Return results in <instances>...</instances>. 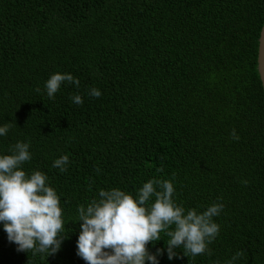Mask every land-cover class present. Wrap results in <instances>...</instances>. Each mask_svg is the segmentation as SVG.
Instances as JSON below:
<instances>
[{"label": "trees", "instance_id": "trees-1", "mask_svg": "<svg viewBox=\"0 0 264 264\" xmlns=\"http://www.w3.org/2000/svg\"><path fill=\"white\" fill-rule=\"evenodd\" d=\"M263 19L264 0H0V155L29 144L21 170L46 176L64 222L52 255L19 251L0 222V264H86L78 208L101 190L138 198L152 179L186 212L223 205L205 253L170 260L161 232L147 245L158 264H264ZM55 73L79 85L49 98Z\"/></svg>", "mask_w": 264, "mask_h": 264}, {"label": "clouds", "instance_id": "clouds-1", "mask_svg": "<svg viewBox=\"0 0 264 264\" xmlns=\"http://www.w3.org/2000/svg\"><path fill=\"white\" fill-rule=\"evenodd\" d=\"M79 85L71 74L55 73L45 83L47 95L54 98L61 84ZM39 92L40 89L37 88ZM89 96L99 98L101 92L91 88ZM73 103H83L81 96L71 97ZM10 125L0 127V136L6 135ZM232 137L239 139L235 130ZM29 144L17 142L8 155H0V222L8 239L18 245L19 251H59L64 237L62 209L56 191L46 184V176L40 171L26 175L21 165L31 159ZM67 155L54 161L53 167L66 171ZM162 171V169H157ZM138 198L120 189L101 190L100 199L89 206L78 208L80 232L77 255L86 264H158L162 249L150 253L147 245L161 239L165 232L167 254L171 260L176 248L183 246L184 255L193 256L206 252L207 243L215 239L219 226L213 217L219 215L222 204H213L202 213L185 210L173 200L171 181L152 179L138 191ZM154 197V203L147 204ZM175 225L172 229L171 226ZM240 253H237V257ZM234 257L233 259H235Z\"/></svg>", "mask_w": 264, "mask_h": 264}, {"label": "water", "instance_id": "water-1", "mask_svg": "<svg viewBox=\"0 0 264 264\" xmlns=\"http://www.w3.org/2000/svg\"><path fill=\"white\" fill-rule=\"evenodd\" d=\"M256 63L259 80L264 91V19L258 36Z\"/></svg>", "mask_w": 264, "mask_h": 264}]
</instances>
